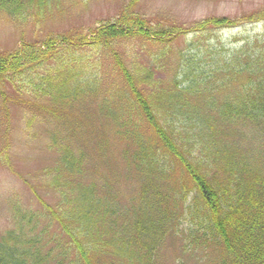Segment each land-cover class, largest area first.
Returning <instances> with one entry per match:
<instances>
[{"label": "rangeland", "instance_id": "obj_1", "mask_svg": "<svg viewBox=\"0 0 264 264\" xmlns=\"http://www.w3.org/2000/svg\"><path fill=\"white\" fill-rule=\"evenodd\" d=\"M48 1L41 8L28 6L17 17L0 9V57L15 55L31 45L9 71H0V238L16 226L17 214H34L42 226L51 224L50 236L60 234L59 223L50 221L44 205L56 212L69 211L72 204H64V198L74 199L76 192L59 187L64 180L62 148L54 139L82 151V173H65L76 187L95 184L99 197L118 206L117 222L129 219L138 207L141 178L125 158L129 145L123 133L139 130L145 140L153 133L137 112L125 117L124 106L119 104L118 92H127L126 68L146 77L141 80L146 87L165 85L172 92L170 84L186 62L181 53L191 57L201 52L198 59H204L202 66L208 65L212 73L221 56L224 61L238 56L239 64L244 65V60H255L264 53V0ZM224 18L228 26L197 29L205 21ZM62 38L71 40L72 47L63 44ZM96 38L100 47L90 44ZM45 44L52 47L50 52ZM191 44L198 49L190 50ZM260 76L240 72L237 82L232 76L226 82L222 76L219 85L225 81L220 85L224 92L217 96L232 97L241 85L260 83ZM85 81L94 83L90 91L80 90ZM61 83L70 91L77 89L75 98L64 101V111L53 105H61L62 99L52 94ZM186 99L210 113L202 102ZM106 100L112 101L115 115L103 112ZM119 116L126 122L120 123ZM252 132L247 130V138L256 143ZM214 257V246L185 254L181 238L173 237L171 230L159 246L155 262L208 264ZM97 259L103 263L111 256L106 252Z\"/></svg>", "mask_w": 264, "mask_h": 264}, {"label": "trees", "instance_id": "obj_2", "mask_svg": "<svg viewBox=\"0 0 264 264\" xmlns=\"http://www.w3.org/2000/svg\"><path fill=\"white\" fill-rule=\"evenodd\" d=\"M47 1L0 0V9L17 17L28 6L41 8ZM261 15L264 18V12ZM224 20L205 21L197 29L228 26ZM98 39L91 46L100 47ZM60 40L72 47L71 40ZM45 45L50 52L52 47ZM193 48L198 49L191 44ZM28 49L31 45L0 57L1 73L9 71ZM200 54L188 60L180 54L187 61L170 84L172 92L165 85L146 87L141 81L146 77L126 68L127 92H118L119 104L124 106L125 117L137 112L153 133L147 140L139 130L123 133L129 145L125 158L141 178L138 207L129 219L117 222L118 206L99 197L95 184L76 187L70 183L65 172L82 173L85 157L82 151L54 139L62 148L64 180L58 186L76 192L71 201L63 197L72 208L63 213L44 205L45 215L60 225V234L53 236L51 224L42 226L34 214H17L16 228L0 238V264H156L158 248L171 230L173 237L181 238L185 254L214 246L215 257L208 264H264V53L255 60L249 57L244 65L238 56L230 61L221 56L214 73L208 65L202 66L205 60L198 59ZM249 71L261 75L260 83L241 85L232 97L217 96L224 92L220 87L225 81L219 85L222 76L226 82L230 76L237 82L240 72ZM62 84L52 94L62 99L61 105H53L64 111V101L75 98L77 89L70 91ZM93 87V82L85 81L80 90ZM187 96L202 102L210 113L195 107ZM112 104L103 102V112L115 115ZM120 117V123L126 122ZM247 130L255 131L251 135L256 143L248 140ZM106 252L111 260L99 263L97 256Z\"/></svg>", "mask_w": 264, "mask_h": 264}]
</instances>
